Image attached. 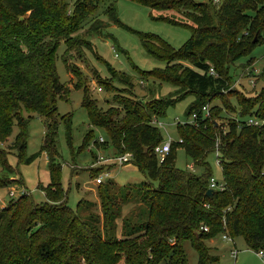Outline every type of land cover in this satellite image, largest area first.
<instances>
[{
    "label": "trees",
    "instance_id": "trees-1",
    "mask_svg": "<svg viewBox=\"0 0 264 264\" xmlns=\"http://www.w3.org/2000/svg\"><path fill=\"white\" fill-rule=\"evenodd\" d=\"M106 1L111 3L104 6L102 13L122 26L114 14L117 0H0V144L16 127L18 133L9 150L17 152L19 161L31 163L36 156L23 159L29 115L43 119L41 152L47 155L49 174V183L38 186L46 199L44 204H34L23 193L0 209V264H185L184 242L196 251L198 264H213L218 258L211 255L206 242L219 235L240 237L249 249L261 251L264 123L253 127L246 120L254 116L264 122V88L255 97L243 96L232 87L229 69L264 41V0H220L219 4L211 0H128L179 15L186 23L163 20L187 28L190 38L182 48L174 50L155 35L137 33L144 52L164 64L163 69L139 72V76L168 83L177 91L173 96L147 102L115 95L112 104L103 110L89 97L66 57L76 49L91 50L79 32L91 23L90 35L102 33L97 13ZM61 42L66 48L63 63L77 81L74 89L83 91L81 107L89 126L105 132L102 146L110 147L115 155L130 153L132 165L147 180L135 189V198L122 201L127 204L133 199L138 211L123 220L121 238L115 236L121 207L111 184L97 188L102 230L96 222L80 220L66 205L61 168L53 149L60 123H64L67 140L70 139V115H57V101H66L69 93L55 67ZM252 62L249 59L246 64ZM210 68L215 76L209 74ZM109 72L110 79L131 85L112 69ZM258 75L264 82V71ZM98 84L112 91L108 82L98 79ZM188 97L193 101L185 117L196 115V119L176 125L178 142L171 143L160 163L153 148L161 144L162 136L152 125L153 119L163 118L169 107ZM213 102L218 103L204 117L202 108ZM226 113L234 114V119L227 120ZM92 135L93 130L84 135L82 149ZM177 149L206 170L207 156L217 153L224 190H211L212 194L206 196L210 174L207 171L197 177L176 169ZM8 154L0 149V166L11 173ZM12 182L0 173V188ZM80 205L81 201L78 208Z\"/></svg>",
    "mask_w": 264,
    "mask_h": 264
},
{
    "label": "rangeland",
    "instance_id": "rangeland-1",
    "mask_svg": "<svg viewBox=\"0 0 264 264\" xmlns=\"http://www.w3.org/2000/svg\"><path fill=\"white\" fill-rule=\"evenodd\" d=\"M108 3L111 2H104L97 13V18L103 25L102 33L96 32V34L90 35L88 30L91 23L84 26L79 32L80 37L89 42L91 50L76 49L66 57L68 65L73 67L72 69L81 77L80 81L89 97L97 102L99 108L106 110L112 104V98L115 95H123L142 102L173 96L177 91L176 87L151 78L142 79L139 76V72L163 69L164 64L150 58L144 52L137 33L155 35L167 42L174 50H178L189 40L190 31L185 27L171 25L163 19L176 20L181 23H186V21L170 11H155L128 0H117L114 3V14L122 25L119 26L102 13L104 6ZM65 49V45L61 42L56 53L55 67L59 81L68 88L69 93L66 101L61 99L57 101V115L58 117L70 115V139L67 140L64 123H60L53 149L61 168L60 183L66 193V205L78 215L80 220L96 222L98 229L102 230V212L97 194L98 185L94 183V179L103 170V165L98 164L96 158L98 156L112 158L115 156V152L110 147L99 144V138L106 141L105 132L102 129H92L89 126L86 111L81 107L83 91L74 89L77 81L68 73L63 63ZM249 59H252L253 62L247 65ZM183 64L189 66L187 63ZM109 69H112L117 77L129 80L131 85L110 79ZM262 71H264V41L256 46L249 56L230 66L231 85L243 96L255 97L264 88L262 77L258 75ZM98 79L108 82L112 91H106L102 85L98 84ZM227 99L232 105H236L232 97ZM192 101V97L186 98L175 106L169 107L164 117L158 119L159 124L158 126L155 124V126L161 133V144L178 142L176 125L192 120L191 116L185 117V111ZM217 103L213 102L207 106L210 108ZM23 116L26 118L28 115L24 113ZM29 116L31 119L27 124V140L23 159L36 156L35 160L25 164L18 160L16 151L9 150L18 133L16 127L12 128L8 139L0 144V149L9 153L7 164L12 170L11 173H7L0 166V173L13 181L9 187L0 188V209L8 206L11 201L16 200L23 193H26L34 204L42 205L46 202L44 194L38 189V186H46L49 183L47 155L45 152H41L45 124L43 119L33 114ZM225 117L228 120L234 119L235 116L226 113ZM88 130H93V135L87 147L82 149L83 137ZM217 157L215 152L207 156L205 162L208 168L206 170L202 166L194 165L182 149H177L175 168L197 177L209 173V178L221 184L223 177ZM103 171L109 173V178H107L109 183L107 184L106 181L103 185L108 187L111 184L115 187L111 193L115 194V201L121 207L120 219L115 222V236L121 238L123 237V220L129 217L133 211L135 213L138 211V205L133 199H129L127 204H123L122 201L128 197L135 198V189L147 180L132 164L126 167L110 166L104 168ZM153 185L156 186L157 183L153 182ZM10 192H13V197L9 196ZM80 201L81 205L78 208ZM230 240L225 241L222 239V235H219L206 242L211 255L218 258L213 264H264V249L261 250L262 256H259V250L249 249L242 238ZM183 250L185 264H198V255L189 242L183 243ZM231 251L236 252L234 257L231 255Z\"/></svg>",
    "mask_w": 264,
    "mask_h": 264
},
{
    "label": "built area",
    "instance_id": "built-area-1",
    "mask_svg": "<svg viewBox=\"0 0 264 264\" xmlns=\"http://www.w3.org/2000/svg\"><path fill=\"white\" fill-rule=\"evenodd\" d=\"M211 1L214 4H219V2H220V0H211ZM263 38H264V35H263ZM209 74L212 75V76H215V73H214L212 68L209 69ZM251 83L254 85L253 82H251ZM98 90L100 91V89H98ZM202 113H203L204 117L208 116V113H209L208 106H205V107L202 108ZM191 119H192L191 121H194L196 119V115H192ZM246 122H247L246 123L247 125L253 126V127H260L264 123V122L258 120L254 116L248 117ZM155 124H157V126L159 124L157 119H154L153 122H152V125L155 126ZM98 142H99V144H103L104 140L102 138H99ZM170 146H171V142H168V143H164V144H159L158 146L153 148V154L158 158V161L160 163L163 161L165 156L169 153ZM96 160H97L98 164L103 165V170H104V168H108L110 166L126 167V166H129V165L132 164L131 163L132 155L130 153H125V154H122V155H115L112 158H104V157H101V156L99 157L98 156L96 158ZM218 164H219V161H218ZM190 169H191V167H190ZM103 170L94 179V183L96 185H98V186L103 184L104 182H106L107 178H109L108 177L109 173L108 172H104ZM208 189L212 190V191H222V190H224V185H223V183L218 184L217 182H215L214 179L210 178L209 181H208ZM9 196L13 197L14 196L13 192H10ZM201 230L203 232H207L208 231L207 228H201ZM222 239L225 240V241H231L226 235H222ZM235 254H236L235 251H231V255L233 257L235 256ZM258 255L262 256V251H259Z\"/></svg>",
    "mask_w": 264,
    "mask_h": 264
},
{
    "label": "water",
    "instance_id": "water-1",
    "mask_svg": "<svg viewBox=\"0 0 264 264\" xmlns=\"http://www.w3.org/2000/svg\"><path fill=\"white\" fill-rule=\"evenodd\" d=\"M145 152H147V150H145ZM212 194V191L211 190H208L207 192H206V196H210Z\"/></svg>",
    "mask_w": 264,
    "mask_h": 264
}]
</instances>
